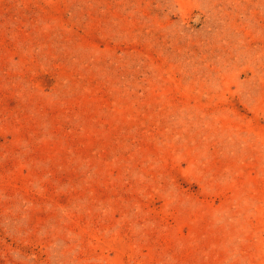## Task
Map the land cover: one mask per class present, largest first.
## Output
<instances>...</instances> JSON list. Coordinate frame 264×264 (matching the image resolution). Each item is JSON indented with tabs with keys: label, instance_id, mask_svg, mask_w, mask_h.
Instances as JSON below:
<instances>
[{
	"label": "rangeland",
	"instance_id": "obj_1",
	"mask_svg": "<svg viewBox=\"0 0 264 264\" xmlns=\"http://www.w3.org/2000/svg\"><path fill=\"white\" fill-rule=\"evenodd\" d=\"M0 264H264V0H0Z\"/></svg>",
	"mask_w": 264,
	"mask_h": 264
}]
</instances>
